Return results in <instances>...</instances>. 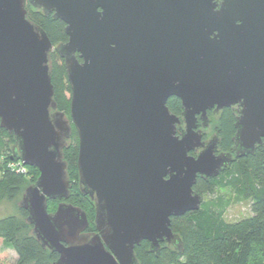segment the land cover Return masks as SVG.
<instances>
[{"label":"water","instance_id":"obj_1","mask_svg":"<svg viewBox=\"0 0 264 264\" xmlns=\"http://www.w3.org/2000/svg\"><path fill=\"white\" fill-rule=\"evenodd\" d=\"M61 19L53 45L26 5ZM63 59L69 118L57 108L51 52ZM177 97L181 118L167 107ZM237 110L234 148L262 146L264 168V0H0V127L13 135L10 159L38 169L19 207L53 264H139L175 237L171 217L199 208L193 185L229 163L203 147L197 115ZM78 138V187L94 204L67 202L63 149ZM61 200L48 211V200Z\"/></svg>","mask_w":264,"mask_h":264},{"label":"trees","instance_id":"obj_2","mask_svg":"<svg viewBox=\"0 0 264 264\" xmlns=\"http://www.w3.org/2000/svg\"><path fill=\"white\" fill-rule=\"evenodd\" d=\"M26 9L29 19L46 32L53 45L67 40L65 23L61 19L54 18L52 13L45 14L29 4L26 5ZM53 51L56 52L54 49ZM53 51L50 64L54 99L57 108L65 110L69 99L63 96L62 85L57 80L58 72H65V67L63 63H53ZM67 89L70 91L69 83ZM167 107L175 115L181 112V103L176 97L167 100ZM233 121L234 115L231 110L224 109L217 130L220 146L223 148H228L232 144ZM4 138L10 140L15 147L13 135L0 127V151L5 144ZM77 152V141L74 145L67 144L63 149L67 174L71 182L67 201L85 211L89 221L87 231H94V224L89 219L90 213H94V204L87 195L79 191L78 183L75 187L71 180L74 174L78 176ZM10 156L8 155L5 162L14 161ZM24 182V175L4 166L3 170H0V199L13 198ZM217 188H231L236 195L249 198L251 214L237 221H227L223 217L227 202L222 197L201 199L198 209L171 217V229L176 233L175 240L173 239L176 250L163 243L158 251H150L149 243L143 240L134 248L139 264H174L179 262L177 258L181 256L184 260L179 264H264V168L261 146L257 145L252 155L236 160L222 169L217 176L209 177L207 180L198 178L193 186V190L201 197L205 194L212 195ZM52 202L53 200L47 202L48 211ZM20 209L27 214L24 209ZM20 229L21 225L15 216L0 218V244L4 245V248L0 249V264H10L6 248H12L16 252L15 264H53L57 255L41 247L31 233L19 235Z\"/></svg>","mask_w":264,"mask_h":264},{"label":"rangeland","instance_id":"obj_3","mask_svg":"<svg viewBox=\"0 0 264 264\" xmlns=\"http://www.w3.org/2000/svg\"><path fill=\"white\" fill-rule=\"evenodd\" d=\"M52 54H53L52 59L54 60L53 63L54 62H57L58 64L63 63L62 59L57 55V53L55 51H53ZM58 73H59V75L57 77V80L62 85L61 90H63V92H62L63 96H65L66 98L69 99L67 109L62 110V111L65 112L66 117L69 118L70 91L67 89L68 81H67L65 72L62 73L60 71ZM235 113H237L236 115H239L237 110L235 111ZM209 122H210V125H209L210 127H209L208 132L216 134L218 127H219V124H220L219 120L217 119V114L210 115V121ZM76 141L78 143L77 133H76L75 128L72 125L71 138L69 139L68 144L74 145L76 143ZM4 143L5 144L2 148V150L0 151V170H3V167L7 166L8 162H5V160L8 157V155H11L10 154L11 149L14 147V144L12 142H10V140H8L7 138H4ZM13 160L16 161L18 159L15 158ZM22 166H23L24 172L21 174L24 175L25 182L20 186L18 193L11 199H9V198H1L0 199V218L7 217V216H15L21 225L19 235L31 233L32 226L29 224H26L27 214L26 213L24 214L23 211L20 209L19 201L21 200L25 189L28 186L34 184L38 175H39V171L37 168L28 167L27 165H24L23 163H22ZM73 171H74V169H72V172ZM71 180L74 182V186L77 187V183H78L77 174L76 175L74 174L73 176H71ZM217 197H222V199L227 202L226 207L224 208V211H223V217L225 220L237 221L240 218L246 217V216L251 214V208H250L251 200L249 198L240 197V196L236 195L231 188H217L212 195H206L205 194L202 196V199L203 200L213 199V198H217ZM60 201L61 200H59V199L53 200L52 204L49 206V211L50 212L55 211V209H56V207ZM89 219L93 223L94 213H92V212L90 213ZM173 234L176 235V233H174V232H173ZM170 247L173 249L175 248V250H176L174 243L171 244ZM2 248H4V245L0 244V249H2ZM6 251H7V256H8L7 258L9 260L10 264H15V261L17 259V254L14 251V249L6 248ZM177 260L179 262H182L184 260V258H183V256H181V257H178ZM179 262L174 263V264H179Z\"/></svg>","mask_w":264,"mask_h":264},{"label":"flooded vegetation","instance_id":"obj_4","mask_svg":"<svg viewBox=\"0 0 264 264\" xmlns=\"http://www.w3.org/2000/svg\"><path fill=\"white\" fill-rule=\"evenodd\" d=\"M180 103H181V101H180ZM227 108L230 109L231 112L234 115V121H233V127H234V122H235V120H236V118H237L238 115H236L237 113H235L236 110L234 108H231V107H224L221 111L220 110L219 111H215V108L207 109L206 110V116L207 117H206V120H204V123L202 122V119L200 118V115L199 114L196 116L197 117V127H196L195 130L196 131H199L200 134H201V140L203 142V147H199L196 150H193V151H190L189 152L190 155H192L194 157H197L198 153L201 152L204 147H206V146H208L210 144H213L214 145V148H215V150H214V154L215 155H221V156L228 155L229 158H230L229 159V163H227V165H225L224 167H222L220 169L219 173L222 171V169L227 168L228 166H230L236 160H239L241 158H245L246 156L252 155V153H249V154H246V155H240L238 153V151L235 150V148H234V142H233V136L235 134V128H234V133H233V135L231 137L232 144L228 148H223V147L220 146V137L217 136V132H216V134L215 133H209L208 132L209 131V127H210L209 126L210 125V122H209L210 121V115L217 114V119L219 120L220 117H221V114H222L223 110L224 109H227ZM182 110H183V108H182V104H181V112H180L179 115H177V116H179V118H181V123L178 125V128H180V130L176 132V134L179 135V136L182 135L181 133L184 130V123L182 121ZM71 126H72V124H71ZM261 149H262V146H261ZM213 177H215V176H213ZM198 178L203 179V180H207L209 177L203 178L200 175H198L197 178H196V181L198 180ZM163 243H165L166 245H169L170 246L173 243V239H171L169 242L162 241V242H160V245H162Z\"/></svg>","mask_w":264,"mask_h":264},{"label":"built area","instance_id":"obj_5","mask_svg":"<svg viewBox=\"0 0 264 264\" xmlns=\"http://www.w3.org/2000/svg\"><path fill=\"white\" fill-rule=\"evenodd\" d=\"M7 167L18 172V173H23V166L20 160H16V161H8Z\"/></svg>","mask_w":264,"mask_h":264}]
</instances>
